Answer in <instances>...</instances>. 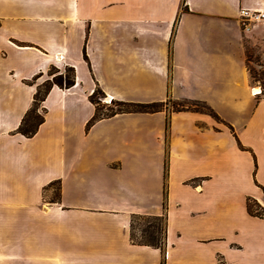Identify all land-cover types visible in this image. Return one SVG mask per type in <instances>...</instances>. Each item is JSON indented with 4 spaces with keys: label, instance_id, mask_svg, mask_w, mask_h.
Returning <instances> with one entry per match:
<instances>
[{
    "label": "crops",
    "instance_id": "0c3cea01",
    "mask_svg": "<svg viewBox=\"0 0 264 264\" xmlns=\"http://www.w3.org/2000/svg\"><path fill=\"white\" fill-rule=\"evenodd\" d=\"M9 1L17 9L24 1L33 8L47 5L53 31L25 40L7 28L28 20L0 11V182L6 183L0 186L6 211L0 212V232L15 229V243H25L26 250L16 255L21 261L7 253L0 259L33 264L46 249L43 254L58 253L67 264L79 245L81 264H172L173 250L180 264H264V217L243 207L233 223L214 219L215 200H224L231 182L239 199L250 198L264 210V83L249 66H259L249 58L264 46V20L250 30L240 22V9L264 8V0H125L111 3L109 17L98 16L96 1ZM52 65L73 67L76 83L52 86L43 101L45 121L26 137L19 127L40 86L29 81L49 75ZM97 88L126 102L204 101L221 120L197 111L129 112L88 127ZM55 107L62 112L57 129L48 114ZM64 110L73 111L69 124ZM181 116L185 121L176 123ZM76 119L80 143L73 156L63 157L62 171L41 166L29 143L44 129H54V136L66 130L71 139ZM109 123L112 128L100 135ZM92 137L94 144L88 143ZM87 155L92 171L84 165ZM59 180L61 201L46 200L45 188ZM171 183L192 197L184 191L174 196ZM165 194L181 207L187 204L192 225L181 226L188 233L174 237L167 223L162 248L133 242V218L166 215Z\"/></svg>",
    "mask_w": 264,
    "mask_h": 264
},
{
    "label": "rangeland",
    "instance_id": "374dc122",
    "mask_svg": "<svg viewBox=\"0 0 264 264\" xmlns=\"http://www.w3.org/2000/svg\"><path fill=\"white\" fill-rule=\"evenodd\" d=\"M89 1L90 2L93 1V3H94V1H96L97 5L99 6V9L97 11L98 12L97 14L99 17H101V16H108L109 17L110 13H111L110 9L112 7L111 3L115 4L117 2L119 5H121L125 0H101V1H99V0H79V4H81V6H85ZM12 2H14V1H12ZM12 2H10L9 0H0L1 14L7 15L10 13H15V14L17 13V15L19 14L18 16H24L23 18L25 20H28V21L23 22V23H19V22L10 23L8 25L7 29L13 30V33H14V31L21 32L20 36L25 40L32 39V38L43 39L44 37L49 35L50 31H53L52 28H50V26L48 25L49 24L48 22L50 21L49 20L50 17L48 15L53 14V11L51 9H49L47 7V5H42L40 7L33 8L32 6H28L27 3L24 1L23 3H21V5L22 4L24 5L23 8L20 9V7H19L18 8L19 10H18L17 8L13 7ZM100 2H101V4H100ZM3 4L5 6H3V8H2L1 6ZM0 16H2V15H0ZM33 20H41V21H37L38 23H32ZM33 22H35V21H33ZM249 59L256 61L259 64V66H258L257 64L255 65V63L249 62L250 68L264 72V46H262L259 49H255L253 52H251ZM51 72L52 73L55 72V73L51 74ZM59 73L65 74L66 68L61 69V68H58L57 65H52L49 72H48L49 75L44 76V73L38 74L35 77H33V79L29 82L31 84H36V83L40 84V86L37 87V90L39 88L41 93H42L41 96H44V92L46 91V88H45L46 84H44V83H47L46 81H47L48 76H50L53 79L55 74L58 75ZM75 81H76V72H75ZM263 81H264V78L261 79V82H263ZM93 99L95 100V102L93 101V103L95 104L96 108H98V111H99L101 117L106 116V118H110L107 116H109V114L117 111V109L120 108V106L115 103V101H118V100H112V98H108V96L100 88H98V90L96 91L95 95L93 96ZM196 101H199V100H196ZM199 102L208 104L213 108V105H211L209 103H206L204 101H199ZM43 104L44 103L39 104V112L41 114H43L44 111L46 110L44 108ZM32 105H33V103H32ZM183 106L187 107V104L182 102V101L166 100L165 102H163V105L161 106V111H177L178 109H184ZM122 107H124V106H122ZM64 112H67V115H68L67 123L69 124V118L73 116V114H72L73 111L71 113L70 110H68V111L64 110ZM197 112H202V111L200 110ZM48 114H50L51 126L53 125L54 129H57L58 128L57 127L58 119L61 117V114H62L61 109H57L55 107L53 112H48ZM184 118H185L184 116H181L175 121H176V123L178 122L180 124V123H183L185 121ZM185 124L189 125L190 121H187ZM71 125H75V126L70 127V129H69V130H72L71 139H69L67 136H65L66 130H64L62 132H58L57 135L54 136L53 134H50V132L53 131L54 129H52V130L44 129V131L42 132V134L39 136V138L37 140L29 143L30 150L33 151L34 155H37L38 161H40L41 166L48 167V165H51L53 168H56L58 171H60V169H61L60 163H61L63 157L65 156V158L68 160L69 152H70L71 156H73L72 149L75 146V144L80 143V136L82 135V131L78 127L79 119H76V121L71 120ZM109 125H110V123L104 124L103 129L101 131L98 130L97 132L100 135L106 134L107 132H106V129H104V127H106L107 129L110 130L112 127ZM114 131H116V128ZM65 137H67V139H65ZM102 137L103 136H100L98 138L97 142H99V140ZM124 138H125L124 135L121 136L119 138V141H122ZM111 140L113 141V139H111ZM115 141L117 142L118 139H114V142ZM95 142H96L95 137H92L91 139L89 138L88 143L94 144ZM84 162L87 163V164H84L86 170L88 169L89 171H92L94 169L92 166L91 156L87 155L86 160ZM61 171H62V169H61ZM132 184H131V187H133ZM193 184H194L193 181H192V183H188V185H190L191 187H193ZM168 185H169V182H167V184L165 185L167 188V191H168ZM213 185L217 186V187L220 186V184L218 182H215ZM0 186L2 187L1 189L3 190V189H5L6 183L4 181L0 182ZM235 186H236V184L231 182L230 187H229L230 191H229L228 195L224 196V200H218V199L215 200L214 199L215 200V208L218 211V215L214 217V219H216V221H219L218 219H221V220H229V221H231V223H233V222L237 221L241 216H243L242 208L247 207V202L246 201L243 202V200L241 198L239 199V196L235 192V189H234ZM194 187H195V185H194ZM48 190L49 191L51 190V192H50L51 194L48 193ZM171 190L173 191L174 196H177L181 192L184 191L186 193V197H188V198L192 197V194L189 190L181 189L178 186L173 185V183H171ZM61 194H62V187H61L60 180L52 182L44 190L45 198H46V200H48L50 202H60L61 201ZM164 196H165L164 207H165V211H166V217L168 218V216H169V222L167 220V223L169 224V227L171 229V231H169V232L172 233V235L174 237H176L177 233L181 232L182 230L184 232L188 233L187 230L181 226V224H182L185 228H188L192 225V217L193 216L189 212V210L187 208V204L184 202L183 207H181V206H179V204H176V200H168V195L165 194ZM218 201H219V203H218ZM223 202L226 204H223ZM220 208L221 209L224 208L225 212H223ZM0 212L2 213V215H4V213L6 214V211H3L2 208H0ZM10 215L13 216V214H10ZM149 223H155V220L152 218H150V219L140 218V217L133 218V220H132L133 233L138 240L141 237L140 235L142 233V230ZM15 232H16L15 229H12V232H9V233L0 232V258L2 257L3 253H7V254H10L12 256L18 255V257H19V254L26 253V250L24 248L25 243H15L17 240H19V237H20V235L18 233H15ZM78 234H79V232H78ZM76 239H78V238H76ZM31 244L33 245L35 243H31ZM53 244H56V243H53ZM61 244H63V243H61ZM72 247H74V246L72 245ZM75 249L76 250L74 251V253L77 255V257L73 258V260L75 262L67 260L66 261L67 264H81L78 257H81L80 255H83L84 250L80 249L79 245ZM92 251H94V249H92ZM43 252H46V249H40L39 250L40 258H38V262L34 261L33 264H65L62 256H59L58 253L54 254V255L53 254L50 255L48 253L43 254ZM176 256H177V254L173 250L172 259L170 261L172 264H180L179 261H176ZM18 257L16 256V258L20 260V258H18ZM12 259L15 263L19 262L18 260L16 261L14 257ZM0 264H13V262L11 261L10 257L6 256L5 258L0 259Z\"/></svg>",
    "mask_w": 264,
    "mask_h": 264
},
{
    "label": "trees",
    "instance_id": "16d2710c",
    "mask_svg": "<svg viewBox=\"0 0 264 264\" xmlns=\"http://www.w3.org/2000/svg\"><path fill=\"white\" fill-rule=\"evenodd\" d=\"M86 59L87 54L85 53ZM52 71V70H51ZM251 74L254 78L261 80L264 78V72H261L259 70H254L253 68H250ZM55 72H51V74H54ZM47 83L45 85L46 91L44 92V96H41V91L38 88L35 96H34V101L33 105L31 108L27 111L26 115L24 116L22 123L19 127V132L24 134L26 137H32L34 136L40 125L45 121V113L46 110L44 111L43 114L39 112V104L43 103V101L46 99L47 95L49 94L51 88L53 85H58L62 88H71L72 86L75 85V70L73 67H67L66 68V73H59L58 75L55 74L53 79H49L46 81ZM264 83V81H263ZM98 88L95 90V92L91 95L90 99L91 101L95 102L93 99V96L95 95L96 91ZM182 102L187 104L186 106H183L184 109H178L177 111H202L204 113H207L214 117L217 120H221L218 113L208 104L201 103L196 100H181ZM116 104L120 106L117 111L112 112L109 114L107 117H112L115 116L116 114L119 113H129V112H157L161 111V106L163 105V102H152V103H141V102H126V101H115ZM191 105V106H190ZM124 106V107H122ZM186 107V108H185ZM106 118V116L101 117L98 108H96V112L94 116L91 118V120L88 122V127H91L95 122H97L100 119ZM247 208L248 211L255 216H260L264 217L262 213V209L260 208L258 202L248 199L247 201ZM136 217L140 218H147V219H154L155 223H149L141 233V237L138 240L134 233H133V226L131 223V239L133 242L138 243V244H146V245H151V246H157L161 247L163 246L165 239H166V234H167V218L166 215H152V216H147V215H138Z\"/></svg>",
    "mask_w": 264,
    "mask_h": 264
},
{
    "label": "built area",
    "instance_id": "2783aa9c",
    "mask_svg": "<svg viewBox=\"0 0 264 264\" xmlns=\"http://www.w3.org/2000/svg\"><path fill=\"white\" fill-rule=\"evenodd\" d=\"M264 20V8L257 9H240V22L244 30H250L256 22ZM264 215V210L262 211Z\"/></svg>",
    "mask_w": 264,
    "mask_h": 264
},
{
    "label": "bare ground",
    "instance_id": "6f19581e",
    "mask_svg": "<svg viewBox=\"0 0 264 264\" xmlns=\"http://www.w3.org/2000/svg\"><path fill=\"white\" fill-rule=\"evenodd\" d=\"M254 91H255V92H259V91H260V88L258 87V88H256Z\"/></svg>",
    "mask_w": 264,
    "mask_h": 264
}]
</instances>
